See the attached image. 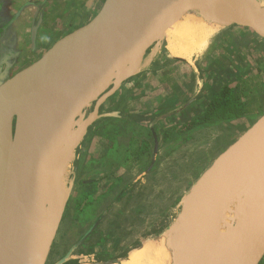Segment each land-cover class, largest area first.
I'll return each mask as SVG.
<instances>
[{"label": "water", "instance_id": "1", "mask_svg": "<svg viewBox=\"0 0 264 264\" xmlns=\"http://www.w3.org/2000/svg\"><path fill=\"white\" fill-rule=\"evenodd\" d=\"M47 10L45 0H0V264L48 263L81 147L99 122L122 116L123 106L103 108L130 79L158 66L151 49L173 21L197 12L217 32L264 37V9L248 0H105L88 22L42 46ZM154 140L153 162L155 131ZM262 165L264 114L203 170L183 194L177 220L155 240L172 241L185 264H260L264 193L247 199L223 237L218 220L233 182L241 179L245 192L243 170Z\"/></svg>", "mask_w": 264, "mask_h": 264}, {"label": "crops", "instance_id": "2", "mask_svg": "<svg viewBox=\"0 0 264 264\" xmlns=\"http://www.w3.org/2000/svg\"><path fill=\"white\" fill-rule=\"evenodd\" d=\"M104 1L45 0L48 10L42 30H40V36L46 34V36H43L46 40H43L42 46L45 44L47 46L50 40L55 41L88 22L100 10ZM157 63V70L146 71L140 76L141 78H137L138 80L135 81L134 85L127 87L126 84L112 98L116 99L120 95L121 99L133 101L135 105H140L141 108V104H145L146 99L149 98L153 106L165 107V110L162 109L163 111L158 114L161 116L155 120L154 127L161 125L158 122H163L162 125L165 127L166 124L167 126L181 125L192 121L204 112L208 99L216 96L223 84L228 82L226 78H223L221 84H217L220 78L217 77L216 80V77L213 78L210 72L206 75L207 68L205 69V66L199 63L192 64L191 62H179L178 60ZM208 83L210 87H208ZM216 85L217 89L214 90ZM138 86L141 89L140 94L134 95L133 93L138 89ZM156 91L159 93V97L158 94H154ZM150 93L152 95L147 97V94ZM143 113V110L139 109L124 111L120 118L134 121L135 124L137 122L141 124L143 122L139 121L137 117H140ZM125 115L129 116L125 117ZM165 119H168V122H164ZM251 122L247 118L244 123L250 124ZM105 126L106 124H102L100 130L102 131ZM148 127L152 128L151 125ZM204 129L206 127L199 129L198 132ZM132 130L128 132L125 129L124 133L131 135ZM158 141L156 160L153 162L155 152V140L153 138L152 155L149 156L148 161L149 167L144 171H139L134 180L136 185L134 184L135 186L131 187L129 193H121L119 190V195H117L115 201V192L110 185H114L115 180L119 181L118 177L121 176V169L125 167L126 163L115 160L109 154L108 141L102 137V134H100V139L97 140L94 137L87 138L77 159L75 188L70 200L71 205L69 204L71 207L70 220L68 225L65 226L64 239L60 240L65 242L67 250L57 240V236L47 264H61V260L71 249L73 250L72 254L62 264H98L102 260L110 259L111 255L119 249V246L133 240V236H135V241L139 240L141 243L144 241L142 230L147 224L143 222V217L146 218V212L150 209L146 205V197H149L150 200L152 198L151 191L154 186L153 183H150V180L153 179L154 170L159 166L155 162H160L163 159L159 153L163 140L159 138ZM118 145H122L119 140ZM102 191L104 193L100 200ZM88 194L90 195L87 196ZM77 199H79V203ZM144 199L145 202H142ZM139 220L140 225L139 223L137 225ZM64 221L67 223V217ZM62 225L58 235L61 232ZM129 235L132 237H129ZM77 242H80L78 247H74ZM59 248L61 251H59ZM63 249L66 251L64 254H62ZM59 252L61 254H57Z\"/></svg>", "mask_w": 264, "mask_h": 264}, {"label": "rangeland", "instance_id": "3", "mask_svg": "<svg viewBox=\"0 0 264 264\" xmlns=\"http://www.w3.org/2000/svg\"><path fill=\"white\" fill-rule=\"evenodd\" d=\"M16 8L17 7H14L12 11L15 12ZM41 48L42 46L40 49ZM167 60H178L179 62L186 61L163 58L157 62L163 63ZM186 62H191L192 64L199 63L205 66L204 68H207L206 75L210 72V75H213V78L216 77V80L217 77L226 78L235 92L242 98L248 100L249 104L252 106L250 111L252 117L251 115L242 116L232 121L207 126L206 129L200 132H198V130L192 131L193 129H190V127L187 128L189 122L171 126H167L166 124L165 127L162 125L163 122H158V124H161L157 127L159 129L158 139L160 138V140H163L165 136H167L168 139L167 141L163 140L162 146L160 147L161 150H159L163 159L160 162H155V164L158 163L159 166L154 170L153 179L150 180V183H153L154 189L151 191V200L149 197H146V205L150 209L146 212V218L143 217V222L147 224L142 230L144 234L142 235V237H144L143 239H155L163 230L171 226L177 220L180 212V201L186 190L191 187L193 182L219 153L237 140L241 134L257 122L264 114V37L232 29L220 30L212 35L208 46L205 47L202 53H198L192 61ZM157 68L158 66H152L150 72L157 70ZM208 69L209 71H207ZM236 72L239 75L234 76ZM140 76H142V74L133 78L126 86L129 87L130 85H134L135 81L138 80L137 78H141ZM220 82L221 81L218 80L217 84H221ZM215 89H217V85L214 90ZM140 90L138 86V89H136L133 94H140ZM157 91L154 92V94H158L159 97L160 95ZM149 95L152 94H147V97ZM119 96L116 99H111L103 110H113L121 108L122 106L124 107L123 110L125 109L124 111L143 110L144 113L141 114L140 117H137V119L150 125V120H152V118H154V120L157 117L159 118L160 115L158 114L163 111L162 109L165 110V107L160 108L161 106H153L149 98L146 99L145 104H141V108L140 105H135L133 101L129 100L126 102ZM254 114L259 115L254 117ZM127 116L129 115H125V117ZM247 118L252 121L250 124L244 123L247 121ZM164 122H168V119H165ZM102 124H106V120L99 122V124L93 128L91 132L92 136L90 135L89 137H94L95 140L100 139V132H102L100 130V125ZM120 124H122L121 135L118 137V140L121 143H129L133 135L124 133L127 124H123L122 122H120ZM178 131H191V133L181 136V138L178 139ZM174 138L177 140H174ZM148 140L152 147L153 138H149ZM142 157L143 156L124 160L126 164L125 167L121 169V176L118 177L119 181L115 180L114 185H110L115 192V201L117 200V195H119L118 192L129 193L131 187L136 185L134 180L139 171H144L149 167V157ZM142 202H145V199ZM69 208L71 207L69 206ZM66 217L67 223L66 221L63 222V227L58 235L57 240L59 242H61L60 240L62 238L64 239V235L66 234L65 226L66 224L68 225L70 220V209H68ZM138 223L140 225V220L137 222V225ZM129 237L132 236L129 235ZM135 240V236H133V240L123 246H119V249L111 255L110 259L127 258L131 250L137 247L139 248L142 244L141 241ZM61 243L65 246L64 249L67 250L65 242ZM64 249L62 250V254L66 252ZM59 251H61L60 248ZM57 254L61 253L59 252ZM260 264H264V259Z\"/></svg>", "mask_w": 264, "mask_h": 264}, {"label": "bare ground", "instance_id": "4", "mask_svg": "<svg viewBox=\"0 0 264 264\" xmlns=\"http://www.w3.org/2000/svg\"><path fill=\"white\" fill-rule=\"evenodd\" d=\"M254 7L264 9V0H248ZM202 13H189L173 21L167 30L166 37L151 49V57L157 61L163 58L192 61L208 46L212 35L217 32L210 26ZM195 60V59H194ZM263 169V170H262ZM243 170V169H242ZM262 170V171H261ZM243 178L247 190L242 189V180L233 182V187L227 195L224 208L218 220V233L224 236L236 223L241 213L247 211L245 204L260 199L264 193V165L259 167H246ZM239 192V195L237 193ZM242 191V192H241ZM241 193H243L242 198ZM186 204V203H184ZM189 206L185 205V213ZM184 211V210H183ZM181 224V223H180ZM180 224L177 231L180 232ZM179 238L180 234L176 232ZM176 238H171L175 240ZM173 242L167 238L148 240L139 248H134L126 259L116 264H185V260L176 258Z\"/></svg>", "mask_w": 264, "mask_h": 264}, {"label": "trees", "instance_id": "5", "mask_svg": "<svg viewBox=\"0 0 264 264\" xmlns=\"http://www.w3.org/2000/svg\"><path fill=\"white\" fill-rule=\"evenodd\" d=\"M235 75L237 76L239 74L236 72ZM219 78L220 81L223 80L222 77ZM132 80L133 78L130 79L128 83ZM208 87H210V85H208ZM143 95L145 94L143 93ZM251 108L252 106L249 104L248 100L238 95L235 92L234 88L231 87L230 82L228 81L223 84L222 88L218 91L216 96L208 99L204 112L192 121H190L187 125V128L190 127V129H193L192 131H195L201 128H205L207 126H213L222 122L232 121L242 116L251 115L252 117V114H250ZM257 115L259 114H254L253 116L255 117ZM121 119L123 118L110 117L105 119L106 126L103 128L101 134L102 137L108 141L107 144L109 154L111 155L112 153H114V155H116V159L119 160L139 158L140 156H143L142 158L151 156L153 148L151 147L150 141L148 139L154 138V131L156 135H158L159 130L157 129V127H154L153 129L148 127L145 124L146 122H143L141 124L137 122V124H135L134 121L127 120L125 118L123 120ZM120 122H122L123 124H127L125 129L128 132L132 129V127H134V134H131L133 136L131 137L129 144L127 145H118V137L120 135L122 125L120 124ZM178 132V139H180L181 136H185L191 133V131ZM167 139L168 137L165 136L163 140L167 141ZM174 140L177 139L174 138Z\"/></svg>", "mask_w": 264, "mask_h": 264}, {"label": "flooded vegetation", "instance_id": "6", "mask_svg": "<svg viewBox=\"0 0 264 264\" xmlns=\"http://www.w3.org/2000/svg\"><path fill=\"white\" fill-rule=\"evenodd\" d=\"M133 129V128H132ZM103 131V130H102ZM133 131V130H132ZM100 134H101V132H100ZM134 134V133H133ZM120 135H121V133H120ZM119 135V136H120ZM122 144H124V145H127V144H129V143H126V142H124V143H122ZM118 155V154H117ZM111 156L112 157H114V159L115 160H118V161H120L121 163H124V160H119V159H116V155H114V153H112L111 154ZM146 158H148V157H146ZM104 193V192H103ZM102 192L100 193V200L102 199V194H103ZM90 194H88L87 196H89ZM71 200V199H70ZM77 202L79 203V199H77ZM69 204L71 205V201H69V203H68V206H69ZM68 206H67V210H66V213H65V216H64V219H63V221L65 220V218H66V216H67V211H68V209H70V208H68Z\"/></svg>", "mask_w": 264, "mask_h": 264}]
</instances>
